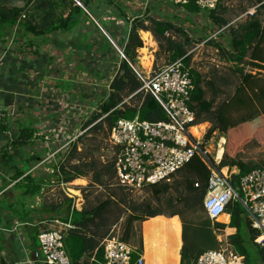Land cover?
Wrapping results in <instances>:
<instances>
[{"label":"trees","instance_id":"trees-1","mask_svg":"<svg viewBox=\"0 0 264 264\" xmlns=\"http://www.w3.org/2000/svg\"><path fill=\"white\" fill-rule=\"evenodd\" d=\"M78 1L93 19L99 22L111 39L119 45L126 59H120L117 73L109 84V92L99 104L98 111L94 112L84 123V128L87 130L78 137L76 142L72 143L64 160L58 163L57 175L64 182H72L75 179L86 178L90 175L89 183L87 187H82V192L90 186L106 189L114 184L118 188V196H120L116 201L115 196L117 194L111 193L97 205H89L79 211L72 207V198L65 197L64 201L49 205L48 211L60 210L61 213H65L58 219L56 218L57 220L64 223L70 220L73 226L67 231L65 238L68 255L73 263L83 258L92 257L96 261L102 260L101 243L118 219V216L111 215L112 206L117 202L125 203L126 197H124L123 191L131 192V190L119 185L115 179L114 151L107 161H100L98 157L94 159L93 156L88 157L84 154V151L78 147L80 141L91 137L96 141V138L101 134V140L108 139L109 131L116 120L119 117H131L133 113L138 114L141 120L149 123L166 119L164 111L153 96L139 91L141 82L130 65V63L135 65L136 51L143 46L139 31L151 33L159 49L165 53L167 59L165 63L183 58L185 65L189 66L191 56L187 48L196 45L188 33L173 23V20L179 19L178 15H173L172 20L166 19L167 17L152 16L148 10L145 11L144 15L133 19L122 15L123 21L129 22L128 29L124 30L125 24L123 23V25L118 24V31H116V27H112L116 29L113 31L92 7L94 1H101L110 6L113 5V0ZM32 2H35L37 8H50V10L44 11L40 23H34L33 14L28 12L30 11L28 6ZM62 2L70 6V11L65 19L61 17L54 19L53 8ZM174 5L175 8H182L185 12L184 19L187 22L192 21L193 16L206 17L211 25L209 27L214 28L213 32H217L216 35L221 36V38L226 37L223 31L229 28L230 22L225 17V7L222 6L220 0L215 9L204 11L195 5L194 1L184 5ZM253 7L255 12L251 18L237 28L227 30L229 49L210 41V44H213L218 51H225L226 60L234 65L233 70L238 77V83L233 95L223 102L216 103L217 97L223 91L218 89L211 80H204L198 71L190 69L194 84L190 109L194 111L197 123L207 122L210 124L207 138L216 131L225 138L223 154L218 167L236 168L238 170V173L232 176L234 187L241 176L253 169L241 160L238 146L252 134L258 123L260 124L264 120V77L259 75L260 73L245 72L243 68L244 65H249L257 71H264V19L261 21L258 18V14H262L264 18V0H255L254 5L250 8ZM78 14H83L89 22H92L91 17L87 16L74 0H28L27 8L19 11H10L0 6V24L11 23L20 17L25 20L27 32L43 35L59 28L66 30L71 28L76 23L77 18L75 16ZM124 18L126 19L124 20ZM115 23V21H110L111 26ZM175 34L179 35L181 40L176 39ZM122 37L124 40L126 39L125 43L121 42ZM102 38L104 53L107 52L109 55L110 52L112 54L113 50L116 57H119L120 55L114 50L107 37L102 35ZM207 89L211 91L209 97L207 96ZM243 109L245 110L244 114L239 119L232 117L234 112H240ZM30 137L31 131L28 128L23 129L15 144H23ZM96 142L95 145L99 149L98 144H101V141ZM109 148L111 149L110 146ZM100 156L102 157V154ZM21 174L22 172L15 173L14 178H18ZM176 175L181 177V181H174L173 183L164 181L146 187H149L157 200L168 194L172 187L176 190L182 187L183 192L176 198V201L182 203L186 211L195 212L198 209H203L202 202L206 193L209 170L201 159L198 156L193 157L171 179ZM169 203L173 204V201H169ZM44 209H47L46 204ZM127 209L129 214L125 220L124 232L121 237L124 241H128L135 221H143L146 218L162 215L159 209H151L149 205L143 203L131 205ZM225 213L229 214L228 224L211 221L208 217L198 221L185 220L182 218V213L176 211L170 214V216L177 215L181 219L180 264H193L202 253L219 249L221 242L216 239V234L226 228L234 230L232 234L226 237L227 244L242 256L247 264H264V249L254 243L257 232L250 228L241 205L237 202H231L226 207ZM96 261L93 264H97Z\"/></svg>","mask_w":264,"mask_h":264},{"label":"crops","instance_id":"crops-1","mask_svg":"<svg viewBox=\"0 0 264 264\" xmlns=\"http://www.w3.org/2000/svg\"><path fill=\"white\" fill-rule=\"evenodd\" d=\"M27 2L0 0V6L19 11L27 8ZM100 2L92 3L99 15ZM35 5L32 2L28 12L33 14L34 23H40L44 11L50 8ZM69 11L68 4L60 3L53 8L54 19H65ZM84 13L89 16L86 11ZM75 17L77 21L71 28H59L43 35L27 32L25 20L20 17L11 23L0 24V108L4 113L0 125V264H44L36 257L38 234L57 229V224L64 223L57 219L65 215L60 210L48 211L49 205L60 203L68 196L72 198L67 193L72 192L68 187L78 181L85 182V178L64 182L57 175L58 163L63 159L62 147L87 120V117L86 120L82 118L88 114V98L91 101L100 98L99 106L107 96L101 94L98 97V89L89 92L87 83L83 84L79 77L89 73L96 76L100 70L103 76L111 77L117 71L119 61L115 65L108 62L114 61L107 52L104 53L102 35L105 29L99 22L91 18V25L83 14ZM104 21L111 28L119 29L118 24L123 25L118 22L111 26L108 18ZM116 29L112 28L113 31ZM140 33H148L152 39L150 32ZM125 41L122 37L121 42ZM27 128L31 137L23 144H15L21 130ZM231 170L237 172L235 168ZM18 172L22 174L14 178ZM83 186V183L78 185ZM45 204L47 209H44ZM72 207L78 211L82 209L79 204L77 207L72 204ZM217 221L228 224L229 214L225 213ZM181 226L177 215L146 218L139 224V246L126 242L137 249L144 264H180ZM233 232L226 228L216 234V239L228 246L226 237ZM95 261L93 257L83 258L72 264H93Z\"/></svg>","mask_w":264,"mask_h":264},{"label":"built area","instance_id":"built-area-1","mask_svg":"<svg viewBox=\"0 0 264 264\" xmlns=\"http://www.w3.org/2000/svg\"><path fill=\"white\" fill-rule=\"evenodd\" d=\"M184 5L194 1L201 10L215 9L219 0H169ZM77 3V2H76ZM255 8L248 9L243 16L253 15ZM217 34L214 33V36ZM150 64L131 67L136 72L141 87L139 91L149 93L158 102L166 119L154 123L119 117L108 134V144L114 155L115 179L119 185L131 191L168 181L185 163L198 156L209 170L203 211L211 221H217L225 214L231 202H237L245 212V219L251 229L257 232L254 239L264 249V166L256 167L241 176L237 185H232V176L238 173L231 168H219V150H223L222 138L211 154L212 136L207 138L209 123H197L195 113L190 109L194 89L190 66L183 58L154 67ZM152 57V58H151ZM4 117L0 108V125ZM87 128L76 132L62 148L63 159L69 147ZM62 150V149H61ZM51 154L47 159L54 156ZM222 155V154H221ZM58 229L43 230L38 234V260L44 264H72L65 238L73 226L59 223ZM102 260L97 264H144L143 257L131 244L122 240L113 230L103 239ZM193 264H247L232 248H219L202 253Z\"/></svg>","mask_w":264,"mask_h":264},{"label":"rangeland","instance_id":"rangeland-1","mask_svg":"<svg viewBox=\"0 0 264 264\" xmlns=\"http://www.w3.org/2000/svg\"><path fill=\"white\" fill-rule=\"evenodd\" d=\"M220 3L223 7H225L224 14L228 22H230L229 28H237L239 25L243 24L245 21L251 18L252 15L243 16V11L247 8H249V10L252 9L250 7L254 5L255 0H220ZM98 9L99 11H101L100 15L103 16V20L108 18L109 20L111 19V21H115L117 24L118 22H123L125 24L124 30L128 29L129 22H124L122 15L127 18L129 17L130 19H133L134 17L144 15L146 10H148L149 14L152 16L167 17L166 19L171 20L173 19V15H178L179 19L173 20V23L176 27H179L183 31L188 33V35H190V37L193 39V42L196 43V45H191L187 48L191 56L189 66L192 69L198 71L202 75V78L204 80H211L215 83V86L218 89L223 91V93L219 94V96L217 97L216 103L223 102L227 100L231 95H233L235 87L238 83V77L233 70L234 65L226 60L227 55L225 51L220 52L218 51V49L215 48L213 44H210V41H212L216 44H221L226 49H229L227 45V30L229 28L223 31V34H225L226 36L225 38H221V36L219 35L214 36V28L211 29L209 27L211 25L206 17L203 18L202 16H193L192 21L187 22L184 19L185 12H183L182 8H175L174 3H172V1L167 0H113V5L110 6L106 3L100 2V7ZM258 18L261 21H263L264 19L262 14H258ZM125 19L126 18H124V20ZM92 31H94L95 33L96 28ZM139 36L142 39L140 31ZM174 36L176 37V39L181 40V37L179 35L175 34ZM142 43V49H138L136 51L134 65L135 67L139 66L141 62L143 65H146L148 62L146 64H144V62L145 59L149 57V55H152L153 57L154 67L160 66L167 61L166 56L164 55L165 53L162 49H159L153 37L150 42H145L142 39ZM111 45L117 52V49L113 46V44ZM117 46L119 47V45ZM90 50L91 49H89V52L92 53ZM108 56H111L113 58L114 62L112 63L108 60L111 65H115L116 62L120 61V56L116 57V54L115 52H113V50L112 54L110 52ZM104 64L106 63L103 61V67ZM243 68L245 72H252L253 74L260 73L259 75L264 77V71H257L256 69L251 68L249 65H244ZM99 72L100 73H98L96 76L90 75V73L87 76L82 75L79 77V81H81L83 84L87 83V87L88 89H90L89 92H93V90L98 89L97 91L100 93L98 94V97L101 94L104 97L109 92L110 83L107 85L106 83L112 80V78L115 76V72L117 73V71H115L111 77H108V75L103 76L101 70ZM73 78L75 79L76 77ZM109 78L111 79L109 80ZM210 95L211 91L207 89V96L209 97ZM88 101V114L85 115L82 120H86V117L88 120L94 112L98 111V101H100V98L95 101H91V98H88ZM244 111L245 110L243 109L240 112H234L232 114V117L234 119H239V117L244 114ZM136 115V113H133L131 114V117L125 118L129 119ZM221 135L222 134L217 131L213 133L211 143L212 155L214 154V152H216V146L219 143L220 138H223L225 143V138ZM101 139L102 134L98 138H96V141H101V144H98V147H100L99 149H97V145H95L97 144V142L94 141L92 137L84 138L83 140H81L78 147L82 149L84 151V154H86L88 157L93 156L94 159L98 157L100 161H107V159L111 157L112 151L108 146V139ZM222 148L224 149V145L222 146ZM238 149L240 151L239 156L241 160L246 163L249 167L254 168L264 166V120L262 121V123H258L257 128H255L252 134H250L248 138L238 146ZM100 154H102V157L100 156ZM89 179L90 175H88V177L84 179L85 182L78 181L76 182V184H72V186L68 187L72 191L71 193L67 191V193L71 195L70 197H72L73 205L75 204V206L77 207V204H79L81 208L87 207L89 205L95 206L100 201L106 199L111 193L117 194V196H115V200L118 201V198H120V196H118L119 190L114 184L110 188L106 189L96 186H90L88 188H85V190L82 192V187H78L79 183H83V188L87 187ZM168 181L170 183H173L174 181L179 182L181 181V177L179 175H176L172 179L170 178ZM74 188H76L78 191L73 190ZM123 192L124 197H126L125 203H114L111 210L112 216H118V219L111 227V230H113L114 233L120 237H122V234L124 232L125 220L129 214V210L127 209V207L135 204L139 205L140 203H143L149 205L151 209H159L162 212V217L170 216L173 211L181 212L182 218H184L185 220L198 221L199 219H203L206 217L203 209H198L195 212L186 211L183 204L176 201V198L179 197L183 192L182 187H179L177 190L172 187L171 191L168 194L161 196L159 200L154 198L149 187H143L138 191ZM169 201H173V204H170ZM140 222L141 221L139 220L133 223L134 235L132 234L128 240L131 244L137 247L141 242L139 234ZM58 227L59 225L57 224L55 228L58 229ZM228 246H226L225 242H223L221 243V246L219 248H226Z\"/></svg>","mask_w":264,"mask_h":264},{"label":"water","instance_id":"water-1","mask_svg":"<svg viewBox=\"0 0 264 264\" xmlns=\"http://www.w3.org/2000/svg\"><path fill=\"white\" fill-rule=\"evenodd\" d=\"M75 2H77V4L79 5V6H81L83 9H84V11H86L87 12V10L85 9V7L78 1V0H74ZM24 3V2H23ZM88 13V12H87ZM89 14V13H88ZM89 16H90V14H89ZM92 19H93V17L92 16H90ZM94 20V19H93ZM103 33H104V35L107 37V39L110 41V43L111 44H113V46L117 49V52L119 53V55H120V59H126L125 58V55H124V53H123V51L114 43V41L111 39V37L103 30Z\"/></svg>","mask_w":264,"mask_h":264},{"label":"bare ground","instance_id":"bare-ground-1","mask_svg":"<svg viewBox=\"0 0 264 264\" xmlns=\"http://www.w3.org/2000/svg\"><path fill=\"white\" fill-rule=\"evenodd\" d=\"M141 35H142V39H143L145 42H146V41H147V42H150V41H151V39H150V35H149L148 33H142ZM141 49H142V48H141ZM147 57H148V56H147ZM146 59H147V60H146ZM146 59H145L144 64H146V63L148 62L147 64L149 65V64H150V61H148V60H150L149 57L146 58ZM147 64H146V65H143V64H142V65H143V66H147ZM223 141H224V140H223V138H222V143H223ZM219 152H220V157H221V154H222L221 149L219 150ZM218 156H219V153H218ZM218 156H217V159H220V157L218 158Z\"/></svg>","mask_w":264,"mask_h":264}]
</instances>
